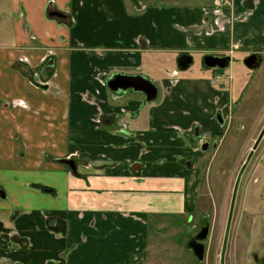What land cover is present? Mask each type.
I'll list each match as a JSON object with an SVG mask.
<instances>
[{
  "label": "crops",
  "instance_id": "0c3cea01",
  "mask_svg": "<svg viewBox=\"0 0 264 264\" xmlns=\"http://www.w3.org/2000/svg\"><path fill=\"white\" fill-rule=\"evenodd\" d=\"M263 50L264 0H0V222L30 247L46 230L44 264H146L161 215L195 209L193 130L221 129L231 105L224 70L181 76L177 58ZM115 74L143 76L160 103L110 91Z\"/></svg>",
  "mask_w": 264,
  "mask_h": 264
},
{
  "label": "rangeland",
  "instance_id": "374dc122",
  "mask_svg": "<svg viewBox=\"0 0 264 264\" xmlns=\"http://www.w3.org/2000/svg\"><path fill=\"white\" fill-rule=\"evenodd\" d=\"M241 58L239 56L237 61L231 57L230 67L223 71L221 80L220 89L228 90L231 95V105L228 106L230 111L226 116L230 118L231 126L214 132L209 128L204 131L202 129L196 136L197 148L202 155L194 158L199 185L195 209L179 215H161L163 227L155 229L157 234L149 232L146 264H219L234 182L264 125V61L259 69L249 71ZM192 59V66L179 72L181 76L196 71L206 72L209 78L212 71L201 64V58L193 54ZM201 76L198 74L196 77ZM159 89L162 91V88ZM161 97L159 92L157 100L150 104H155ZM199 134L202 136V143ZM206 143L207 148L203 150L202 146ZM170 162L179 168L178 172L184 167L174 160ZM154 165L158 166V163ZM176 176L181 174L176 172ZM17 201H23L18 194ZM2 204L3 211L12 205L8 201H3ZM22 208H18V213ZM3 215L1 214L2 218ZM21 216L24 215L19 217ZM24 220L27 218L20 222ZM202 222L208 224L209 232L204 241V258L199 261L187 249L186 244ZM149 224L154 225L152 221ZM45 232L47 231H40L41 240H32L30 248L12 246L17 254H11L14 253L24 264H43L45 254H49L46 251L47 244L44 243V239H47L44 238ZM225 254L224 264H264V138L242 176ZM65 255L63 258L67 260L68 256ZM35 259L39 262H35ZM88 259H91V254ZM86 262L90 264V261Z\"/></svg>",
  "mask_w": 264,
  "mask_h": 264
},
{
  "label": "water",
  "instance_id": "95a60500",
  "mask_svg": "<svg viewBox=\"0 0 264 264\" xmlns=\"http://www.w3.org/2000/svg\"><path fill=\"white\" fill-rule=\"evenodd\" d=\"M49 16L50 17H61V14H59L58 12H50ZM262 62H263L262 55L256 52L244 58L243 65L248 70H256L261 66ZM52 63L53 61H49L42 68H40L39 72H41L42 76L44 75L43 81L47 80L46 73L50 71V67L52 66ZM176 63L180 71H185L191 67L193 63V59L189 54L183 53L177 58ZM202 63H203V66L207 69L225 70L230 65V57L229 56L219 57V56H214V55H205L202 58ZM19 68L21 70H24V72L27 71V67L25 66L20 65ZM106 86L110 91L115 92V93L125 92L127 90H130L134 93H141L144 96L143 104L150 103L154 101L157 97V89L155 85L149 80L145 79L141 75L115 74L107 79ZM263 137H264V126L262 127L256 140L254 141L252 149L248 153L245 162L241 166L236 176L233 190H232V195H231V200H230V205H229V210H228V215H227V220H226V225H225V230H224V235H223V240H222V246H221V250L219 254V264H224V259L226 255L225 253H226L227 244H228V237H229V232L231 228L235 202H236L237 193H238V189H239L242 176L254 154V151L258 148ZM206 148H207V144H204L202 146V149L205 150ZM60 161L62 164L66 165L71 170L72 173L74 174L76 173V167H75V163L73 160L63 159ZM139 167L140 165L134 164L132 166V170H137ZM208 232H209L208 225L206 227H202L200 232L196 236L190 238L186 244L187 249H189L192 252V254H194L195 258L199 261H202L204 258L205 246L203 242L205 239H207Z\"/></svg>",
  "mask_w": 264,
  "mask_h": 264
},
{
  "label": "flooded vegetation",
  "instance_id": "af4514ba",
  "mask_svg": "<svg viewBox=\"0 0 264 264\" xmlns=\"http://www.w3.org/2000/svg\"><path fill=\"white\" fill-rule=\"evenodd\" d=\"M222 4V3H221ZM60 14V13H59ZM62 16V15H61ZM49 61H53V59L51 58V57H49V58H47V61L45 62V64L46 63H48ZM52 65H53V63H52ZM261 67V66H260ZM259 67V68H260ZM257 70V69H256ZM110 78V77H109ZM107 79V78H106ZM107 81V80H106ZM127 91H130V90H127ZM223 115L222 114H216V119H217V121L218 122H220V124H221V129L222 128H224V127H230L231 126V120H230V118L228 119V117L226 118V117H222ZM264 126V125H263ZM197 132V133H196ZM200 131H199V128H195L194 130H193V133L197 136L198 135V133H199ZM200 135V138L201 139H199L200 140V143H202V136H201V134H199ZM264 138V137H263ZM207 144V143H206ZM203 145V144H202ZM201 145V146H202ZM209 150V149H208ZM5 199V195H4V193L0 190V202H2L3 200ZM233 219V218H232ZM201 223V222H200ZM201 225V226H200ZM199 225V227H198V230L193 234V236L192 237H194V236H196L199 232H200V230H201V228L202 227H206L208 224L206 223V222H202V224H200ZM11 233V229H6L4 226H3V224L0 222V236H2L3 234L4 235H7V236H9V246L5 249V254H2V252H3V248L0 246V264H24L20 259H18L17 257H16V255L15 254H9V252H12L13 251V249H12V246H14V245H12L14 242H21V241H26V240H24V239H20V238H18V237H16V235H14V234H10ZM191 237V238H192ZM206 240V239H205ZM204 240V241H205ZM13 242V243H12ZM22 243H24V244H21V246H23V247H26V248H30V246H29V243L26 241V242H22ZM204 243V242H203ZM63 255H65V254H62L61 256L63 257ZM193 256H194V254H192ZM195 257V256H194ZM49 262V261H48ZM43 264H44V262H43ZM48 264V263H47Z\"/></svg>",
  "mask_w": 264,
  "mask_h": 264
},
{
  "label": "built area",
  "instance_id": "2783aa9c",
  "mask_svg": "<svg viewBox=\"0 0 264 264\" xmlns=\"http://www.w3.org/2000/svg\"><path fill=\"white\" fill-rule=\"evenodd\" d=\"M219 10H220V9H219V7H218V8L215 9V12H218ZM235 48H236V47H235ZM236 49H237V48H236ZM216 79H218V77H217ZM12 104H13V105L25 106L24 103H21V102H19V101L13 102Z\"/></svg>",
  "mask_w": 264,
  "mask_h": 264
}]
</instances>
